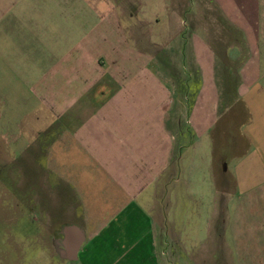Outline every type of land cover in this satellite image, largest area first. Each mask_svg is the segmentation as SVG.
Instances as JSON below:
<instances>
[{
  "label": "crops",
  "instance_id": "obj_1",
  "mask_svg": "<svg viewBox=\"0 0 264 264\" xmlns=\"http://www.w3.org/2000/svg\"><path fill=\"white\" fill-rule=\"evenodd\" d=\"M206 1L0 0L4 73L13 65L24 74L32 63L35 85L41 75L60 82L58 101L43 104L33 85L27 100L21 85L14 111L6 98L1 105L13 153L31 136L60 142L58 167L42 168L58 180L56 199L47 197L55 211L42 206L53 227L38 226L54 243L40 251L50 253L47 264H204L214 136L232 133L230 119L238 121L236 154L224 149L210 192L223 212L218 223L216 209L215 229L231 238L215 240L229 249L226 264H264V0H215L234 40L232 31L205 30L187 41L184 16L219 17L202 8ZM61 8H73L72 20L83 13L80 40L75 21L72 33L59 34ZM172 36L173 54L160 59L161 39ZM6 52L17 63L4 65ZM25 114L34 118L27 127Z\"/></svg>",
  "mask_w": 264,
  "mask_h": 264
},
{
  "label": "rangeland",
  "instance_id": "obj_2",
  "mask_svg": "<svg viewBox=\"0 0 264 264\" xmlns=\"http://www.w3.org/2000/svg\"><path fill=\"white\" fill-rule=\"evenodd\" d=\"M215 0H208L205 2V5L202 6V8L206 11H210L212 16L213 14L215 16H219L218 18L214 17H199V16H184L185 20V32L186 39L193 38V35H203L204 31L206 30V34H210L209 31H214V35L216 36H227L229 32L232 31L230 35V41L234 40L235 32L229 26L221 21V15H223L220 12V9L216 4L214 3ZM51 8V7H50ZM60 17H59V23H58V32L60 35H63L64 37L67 36L68 32H70V29L72 25V21H75L76 29H74V38L76 41L80 40L82 37L81 31L78 29L80 26V23H82V14H76L75 20H72V14H73V8H64L60 9ZM205 11V12H206ZM52 12H49V14ZM137 14V12H136ZM137 20L139 25H141L142 21H144V13H138ZM152 14V13H150ZM155 15V14H152ZM167 18L161 17L159 19L160 22V28L168 27ZM48 23L45 22L44 26H47ZM28 29V28H27ZM73 29H71V33L73 32ZM29 31V29H28ZM211 35V34H210ZM228 38V36H227ZM226 38V39H227ZM174 39V36L171 37V43L167 42L163 39H161V43L163 44L160 50L158 51V55L160 59H163L164 57L168 55H172V52H169V45L172 47ZM206 39L208 42H211L210 37L209 38H203ZM61 40V38H60ZM228 40V39H227ZM217 42V41H215ZM169 45H168V44ZM63 42L62 40L58 44V50L57 54L58 56H63L66 52L62 46ZM167 46H166V45ZM78 52L75 51V54ZM187 61L190 60V53L187 52L186 54ZM24 62H28L27 59L23 58ZM23 59H20V65H23ZM18 58L7 56V52L5 53L4 58V65H12V62L17 63ZM166 62V61H165ZM49 64L48 62L44 64L45 66ZM59 70L64 69L65 61H57ZM26 68H24V74L23 73H17V68H14L12 66H8L11 71H7L4 73L3 67H0V120H1V105H4L6 98L7 100V108L8 105L11 103V108L14 111V105L16 103V100L19 98H15V93L18 86L24 85V87L20 90L24 98L27 100L32 98V95H30V89L31 85L35 87L34 92L42 99L43 104L49 101H54L58 99H61V96H59L57 93H55L56 89L60 86V82L57 81V86L48 85L49 83H52L51 80H53V83L55 82V78H59L58 75L56 76H40V83L38 85H35L33 81V64L27 65ZM6 68V66H5ZM60 71V72H64ZM18 79V80H17ZM24 79V83L22 82ZM63 81V80H62ZM59 89V88H58ZM18 92V91H17ZM6 95V97L4 96ZM35 102V101H34ZM36 104V103H35ZM20 109V106L18 107ZM43 112H45L43 110ZM13 114V113H12ZM21 114V113H20ZM46 116V115H44ZM51 117V116H50ZM24 118H28V120L22 121V126L27 127L34 118L28 114H25ZM231 125L229 126L230 131L232 133L229 136L222 135L220 133L216 134L214 136V152L213 156L211 157V164H212V172H209V186L211 187V179L212 177L210 174L216 176L218 178V170L217 165L219 158L226 154L224 152V149L226 150L227 154L230 158L234 154H236L235 146L236 143L239 141L240 138H238V135L235 134V126L237 124V120L234 121L230 119L229 121ZM5 124V128H10L6 123H2V125ZM27 131V130H26ZM57 132V129H56ZM22 133L26 136V133L24 130H22ZM30 135V132H29ZM38 135V134H36ZM54 136V135H53ZM47 137V136H46ZM50 137V135H48ZM55 137V136H54ZM53 137V138H54ZM50 139L48 141L44 138H36L34 136H31V138L27 139L28 147L24 150L23 153H13L12 151L17 149L15 147L11 146V138L3 131L2 126H0V264H47L48 261L45 256L50 253H44L40 252L43 247H46L53 243V239L50 237H47L46 233H38V226H40V221L45 220L46 215L48 214L46 209L42 206L48 205L47 208L50 206V202L48 200L51 198H47L48 196H57V184L58 180L56 178L55 173L48 172L49 170H43V165H49L51 164L52 167L57 168L58 167V158L60 148L57 147V145L60 144L59 141L56 139ZM56 140L57 144L54 145V148L58 150V155L56 152H54L50 147L52 146L51 143H53ZM242 146V144H241ZM243 147V146H242ZM15 148V149H14ZM47 150V152H45ZM216 169V171L214 170ZM223 180V179H222ZM47 183H49L51 186L54 185L53 189L47 187ZM209 187V193H208V203H207V219L208 221L205 224V230L202 232L204 234L205 243L207 242V245L204 249V264H215L218 262V255L220 256V261L222 260V264H226L225 261L228 260V248L225 247L224 239L222 240H215L219 239V237L223 234L226 236H229L227 238L230 240L231 235L230 232L224 233L219 232L215 229V219H216V209L218 210L217 213L220 216H217L218 223L221 222L222 219V210L218 209V205L220 203L219 198H215V196H212V192H210ZM231 185H228L226 187L225 192L232 194ZM225 189V188H224ZM223 199L225 200V207L229 210H231L230 203H232V197L231 195H223ZM53 200V199H52ZM218 203V204H217ZM55 211V208L52 206L51 211ZM212 211H215L214 214ZM44 218V219H43ZM48 216L47 221L45 220L44 223H42L43 227H53L52 222L49 219ZM57 220H61L62 217L59 216L56 218ZM55 219V220H56ZM37 221V222H36ZM39 221V222H38ZM193 233V230H191ZM218 244V246H214V241ZM227 240V243H230ZM191 247V246H190ZM218 247V248H217ZM216 248V249H215ZM26 249V251H25ZM213 249H215V257L216 262L214 263L213 260ZM225 253L228 254V256H225ZM47 257V256H46ZM227 259V260H226ZM228 263V262H227Z\"/></svg>",
  "mask_w": 264,
  "mask_h": 264
}]
</instances>
